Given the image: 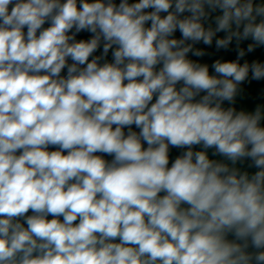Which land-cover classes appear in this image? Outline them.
Masks as SVG:
<instances>
[{"label":"clouds","instance_id":"1","mask_svg":"<svg viewBox=\"0 0 264 264\" xmlns=\"http://www.w3.org/2000/svg\"><path fill=\"white\" fill-rule=\"evenodd\" d=\"M254 82L264 0H0V264H264Z\"/></svg>","mask_w":264,"mask_h":264},{"label":"water","instance_id":"2","mask_svg":"<svg viewBox=\"0 0 264 264\" xmlns=\"http://www.w3.org/2000/svg\"><path fill=\"white\" fill-rule=\"evenodd\" d=\"M179 35V34H177ZM201 47H203V45H201ZM262 53L257 51L255 53V55L259 56L261 55ZM264 88V84H259V83H253L252 85H250L248 87V93L246 95V97L244 98V100L242 101V104H244L245 106L251 108L253 107L256 103H260L262 102V98L260 96V92H261V89ZM173 155H175V152L173 153ZM110 159V157H109ZM51 218V217H49Z\"/></svg>","mask_w":264,"mask_h":264}]
</instances>
